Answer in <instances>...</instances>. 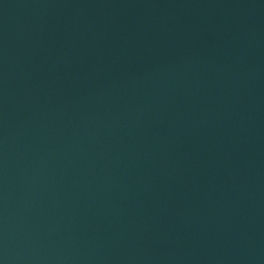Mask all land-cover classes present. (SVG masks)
I'll use <instances>...</instances> for the list:
<instances>
[{"label": "water", "instance_id": "1", "mask_svg": "<svg viewBox=\"0 0 264 264\" xmlns=\"http://www.w3.org/2000/svg\"><path fill=\"white\" fill-rule=\"evenodd\" d=\"M0 264H264V0H0Z\"/></svg>", "mask_w": 264, "mask_h": 264}]
</instances>
